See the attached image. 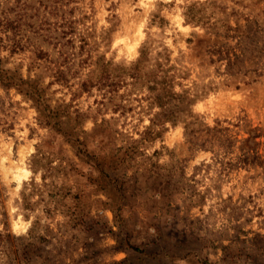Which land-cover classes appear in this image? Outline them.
Returning <instances> with one entry per match:
<instances>
[{
  "label": "rangeland",
  "instance_id": "374dc122",
  "mask_svg": "<svg viewBox=\"0 0 264 264\" xmlns=\"http://www.w3.org/2000/svg\"><path fill=\"white\" fill-rule=\"evenodd\" d=\"M0 67V264H264V0H0Z\"/></svg>",
  "mask_w": 264,
  "mask_h": 264
},
{
  "label": "trees",
  "instance_id": "16d2710c",
  "mask_svg": "<svg viewBox=\"0 0 264 264\" xmlns=\"http://www.w3.org/2000/svg\"><path fill=\"white\" fill-rule=\"evenodd\" d=\"M184 15H185V20L188 22H191V20L194 23H197L200 21V15H195L194 13V9L192 8L191 5H187L186 10L184 11ZM214 30V29H211ZM217 32V31H215ZM26 81L22 76L20 75H10L9 73L7 74L5 70H2V68L0 67V83L8 86H15L17 89L22 90L21 89V84ZM25 92H32V89L30 90H26ZM31 94V93H29ZM159 104L161 105L162 103L159 102ZM160 113V112H159ZM163 114L164 119L168 118L171 121H175V117H171V115L168 112H161Z\"/></svg>",
  "mask_w": 264,
  "mask_h": 264
}]
</instances>
